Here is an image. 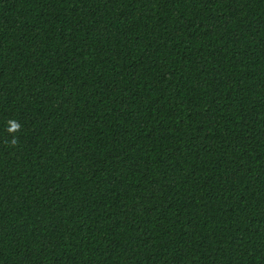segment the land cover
<instances>
[{"label":"trees","instance_id":"obj_1","mask_svg":"<svg viewBox=\"0 0 264 264\" xmlns=\"http://www.w3.org/2000/svg\"><path fill=\"white\" fill-rule=\"evenodd\" d=\"M0 264H264V0H0Z\"/></svg>","mask_w":264,"mask_h":264},{"label":"clouds","instance_id":"obj_2","mask_svg":"<svg viewBox=\"0 0 264 264\" xmlns=\"http://www.w3.org/2000/svg\"><path fill=\"white\" fill-rule=\"evenodd\" d=\"M13 127H14V128H18V125H15V124H14Z\"/></svg>","mask_w":264,"mask_h":264}]
</instances>
